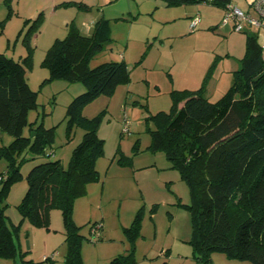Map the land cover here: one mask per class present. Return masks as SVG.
Wrapping results in <instances>:
<instances>
[{"label": "rangeland", "instance_id": "1", "mask_svg": "<svg viewBox=\"0 0 264 264\" xmlns=\"http://www.w3.org/2000/svg\"><path fill=\"white\" fill-rule=\"evenodd\" d=\"M39 3V0H0V53L19 62L30 56V64L24 66L25 76L36 92V106L28 110L27 122L54 126L48 154L34 159L27 155L28 159L19 167V175L7 188L4 201L7 221L19 223L21 219L17 204L26 191L25 176L31 167L56 159L66 166L83 134L81 128L75 127L67 140L65 110L85 88L78 81L50 79L49 70L42 65L45 52L56 38L65 36L70 20L77 21L80 28L77 19L81 16L104 17L109 19L111 39L89 59V65L124 60L129 80L120 83L111 95L101 94L83 108L86 117L101 111L105 114L98 128L99 137L104 139V154L96 163L99 180L87 185L86 194L76 199L73 209V219L83 236L82 264H112L115 256L127 252L131 240L125 228L130 227L138 210L141 217L139 233L133 242L135 264H197L189 243L190 214L177 205L178 201L189 203L188 186L177 171L169 168L163 151L148 147L154 127L146 118L169 110L172 90L203 87L210 101L218 99L232 84L234 71L240 67L244 32L219 31L221 25L210 29L198 25L190 31L182 10L192 4L86 0L85 9L76 5H62L54 11L39 9L35 17L42 12L43 23L25 41L29 8ZM248 29L254 31L252 26ZM125 122L128 131L123 132ZM22 133L28 135L27 126ZM12 139V135L0 131V145H7ZM121 154L131 158L130 164L117 162ZM149 164L155 167H143ZM6 166L7 161L0 159V175L4 172L6 176ZM154 204L158 207L151 214ZM99 222L100 228L94 234L91 226ZM64 237L61 211L53 208L48 228L22 220L18 243L22 252H26V259L34 264H41L47 257L45 264H64L67 251ZM6 262L9 261L0 259V264ZM209 264L252 263L213 252Z\"/></svg>", "mask_w": 264, "mask_h": 264}, {"label": "trees", "instance_id": "2", "mask_svg": "<svg viewBox=\"0 0 264 264\" xmlns=\"http://www.w3.org/2000/svg\"><path fill=\"white\" fill-rule=\"evenodd\" d=\"M163 1L167 6H222L224 14L231 4L229 0ZM61 5L86 8L75 1ZM43 19L40 12L34 19L25 20L30 23L25 41L40 28ZM246 26L252 25L244 24L241 29L245 49L240 67L234 71L232 84L218 99L210 101L203 87L172 90L169 110L146 118L154 127L148 147L163 151L169 168L177 171L188 186L189 203L178 201L177 205L190 214L189 243L197 264H209L213 252L264 264V46L259 43L257 32ZM110 33L109 19L99 17L89 35L82 33L72 19L67 23L65 36L56 38L45 52L42 65L49 70L50 79L78 81L85 88L65 110L67 140L75 127L81 128L83 134L66 166L59 159L46 160L28 171L27 188L17 204L19 223L7 221V188L19 175L27 155L34 159L48 154L54 126L27 122L28 110L36 106V92L25 76L24 66L30 64V56L19 62L0 53V131L13 136L9 144L0 145V159L7 161L6 176L4 172L0 175V259L9 261L3 264H34L26 259V252L18 243L20 224L26 219L35 226L48 228L53 208L61 211L67 247L64 264H82L83 236L73 219V209L76 199L86 194L87 185L99 180L96 163L104 154V139L99 137L98 128L105 114L101 111L86 117L83 108L101 94L111 95L120 83L129 80L124 60L89 65V59L111 39ZM29 47L28 44L31 54ZM25 126L28 135L22 133ZM130 161L124 154L117 159L120 165ZM157 207L154 204L150 213H156ZM140 217L138 210L130 227L125 228L131 246L115 256L112 264H135L133 242L139 233ZM99 223H93L91 229ZM48 260L49 257L45 258L44 264Z\"/></svg>", "mask_w": 264, "mask_h": 264}, {"label": "crops", "instance_id": "3", "mask_svg": "<svg viewBox=\"0 0 264 264\" xmlns=\"http://www.w3.org/2000/svg\"><path fill=\"white\" fill-rule=\"evenodd\" d=\"M40 3L42 4H38L36 7H31L29 8V15H27V19H33L35 17V14L37 13V11L41 8H43L44 10H51L53 9L56 10L59 6H62L61 3L63 2H68V1H75V2H82V3H86V0H81V1H77V0H39ZM229 2L234 5L237 6L238 8H240L241 10L250 13L252 15H255V11L253 9V5L252 2L253 0H229ZM192 7V8H190ZM224 10L225 8L222 6H215V5H211V4H196L193 6H188L186 8H184L182 10L183 12V16H185L186 18H188V21L196 14L199 13L200 15V23L199 25H203L205 27L213 28L214 26H219L222 20V17L224 15ZM88 17V18H87ZM99 17H95V16H91L89 17L88 15L85 17L81 16V18H78L77 20L80 23V25L82 27L81 30L83 32H85L86 35L90 34L91 28L94 24V22L98 19ZM104 18V17H103ZM79 25V24H78ZM232 23H228L224 26H221L219 28V31H229L232 30ZM253 26V25H252ZM254 31L257 32L258 35V41L259 43L264 46V29H258L257 27L253 26ZM218 29V28H217ZM243 47V46H242ZM152 166L151 168L155 167V165L149 164V165H145L143 167H149ZM142 167V168H143ZM149 168V169H151ZM163 250V248H162Z\"/></svg>", "mask_w": 264, "mask_h": 264}, {"label": "built area", "instance_id": "4", "mask_svg": "<svg viewBox=\"0 0 264 264\" xmlns=\"http://www.w3.org/2000/svg\"><path fill=\"white\" fill-rule=\"evenodd\" d=\"M252 7L255 11V15L244 12L240 8L229 4L227 5L226 12L222 18L221 24L225 25L229 22L233 23V29L235 31H241L244 24H249L257 27L258 29H264V0H253ZM199 15H195L190 19L188 28L190 31L195 30L199 24ZM128 123L125 122L123 126V132L128 131ZM101 223L92 228V232L95 234L99 230Z\"/></svg>", "mask_w": 264, "mask_h": 264}]
</instances>
